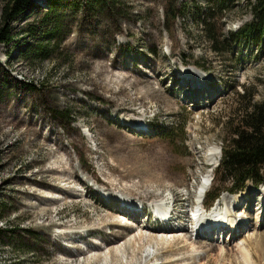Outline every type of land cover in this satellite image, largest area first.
<instances>
[{"label": "rangeland", "instance_id": "374dc122", "mask_svg": "<svg viewBox=\"0 0 264 264\" xmlns=\"http://www.w3.org/2000/svg\"><path fill=\"white\" fill-rule=\"evenodd\" d=\"M32 1L38 7L33 5L6 24L14 40L0 42V264H264L261 245L254 239L264 238L263 222L255 228L258 218L264 217V183L247 181L237 194L220 196L231 200L222 205V212L232 211L247 221V228L232 241L229 233L218 236V230L210 236L203 229L201 236L192 238L190 229L189 233L173 229L161 220L159 225L167 231L163 232L153 225V218L146 223L142 216L134 219L120 212L123 199L149 208L154 202L150 197L160 193L173 199L175 193L185 198L189 194L182 208L188 211L194 186L203 178L211 181L208 189L235 186L218 167L221 146L230 144V131L250 100L264 98V42L238 39L240 28L252 20L255 0H223L215 8L209 0H118L108 9L92 8L84 0L64 1L57 30L61 40L48 49L50 57L28 54L39 43V33H44L45 28L37 25L48 9L46 0ZM5 2L0 0V31ZM165 10L178 17L165 24ZM207 17L217 43L209 40L206 25L200 23ZM183 73H198L212 81L203 83L205 88L197 84L196 89ZM121 74L128 80L123 89L110 82ZM152 83L169 105L158 94L146 100L132 97L138 88L147 89ZM53 109L67 112L56 115ZM182 121L185 134L177 131L174 136L185 141L177 145L156 130L157 125ZM138 122L147 127L141 124L140 132L131 131V123ZM99 130L111 131L107 135L111 146L118 142L128 152L133 149L130 153L138 155L139 163L166 150L177 163L171 175H176L174 181L183 179V187L112 177L98 159L105 152L99 147ZM58 143L69 151L73 168L66 164V152ZM214 159L218 162L211 165ZM82 161L102 181L109 203ZM147 161L151 164L145 162L147 176L155 177L160 167ZM119 166L132 170V165ZM73 170L79 180L71 179ZM250 188L253 201L233 207L238 195ZM37 205L50 206L44 212ZM245 210L249 214L242 217ZM191 219H181L182 226L189 228ZM61 231L66 238L57 236ZM56 239L64 249L58 250ZM213 242L218 248L211 249ZM240 246L249 250L242 253Z\"/></svg>", "mask_w": 264, "mask_h": 264}, {"label": "trees", "instance_id": "16d2710c", "mask_svg": "<svg viewBox=\"0 0 264 264\" xmlns=\"http://www.w3.org/2000/svg\"><path fill=\"white\" fill-rule=\"evenodd\" d=\"M64 1L76 2V0H46V2H48V9L43 15H41L39 23L37 25V29L45 28V30L43 34L39 33L40 37L37 39L40 40L39 43L33 48L29 49L28 54L30 57L36 56L37 54H44L43 57H50V54L47 53L50 46H54L55 44L60 43L61 36L57 34V30L59 29L58 25L61 21V11L64 10V6L66 7V5L63 4ZM117 1L118 0H84L85 4H87L88 6H93L92 8L97 7L99 9L102 8L101 6L107 7L106 9L112 6L115 7L116 5L114 3ZM209 1L211 4H214L213 8L219 5H223V0ZM211 4H209L208 10H211L212 8ZM33 5L37 6V4L32 0H6L4 12L2 15L4 25L0 31V42L9 44L14 40L10 28L6 26V24L8 25L10 22L14 21L16 18L23 15L27 11L32 10ZM251 9L252 20L249 23H246L242 28H240L238 32V39H253L255 41L264 42V0H255L254 3H251ZM177 17L178 14H176L175 12L171 13L169 10H165V24H167L169 20H175ZM208 18L210 17L202 19L200 23L202 25H206L204 32L206 33V36L209 38V40L213 43H217L218 37L214 33L210 21H208L210 19ZM165 29L168 30L167 26ZM34 32L35 30L31 32V35H33ZM136 77L140 79L138 76ZM110 82L115 83L122 89L128 84V80L126 79V75L124 74L112 77L110 79ZM28 86L31 85L29 84ZM154 94L161 95L163 100H165V103H167L168 105L170 104V102L163 97L161 91L156 86H154L153 83L150 84L149 88L147 89L138 88L134 95H132V97L134 99L146 100V98L148 97L153 98ZM101 103L104 102L101 101ZM59 109H53L56 115L64 114L67 112V110ZM103 113L107 115V112ZM66 117L69 118L71 117V115H67ZM233 120H231V123L234 125ZM107 121L108 120H106V122ZM106 122L100 121V123H98L100 125H104ZM232 124H229L228 126L230 127L232 126ZM44 126L45 124H42L41 129H38L40 133L42 132ZM107 126H109L108 123ZM156 127L157 132L167 137L172 144L177 145L179 141H185L182 136H174L177 131L185 134L186 123L184 121L180 123L177 122L176 124L172 125H157ZM230 132L233 135V138L230 141L228 140V142H230L229 145L221 146L222 159L218 167L220 170H223L227 174L228 178L232 180L233 186H235L230 189H211L212 194L221 195L225 191L240 190L249 180L253 181V183H255L256 185H260L264 181V98L260 100L251 99L246 109H244L241 114L240 122L236 124L235 128L231 129ZM40 133L39 136H41ZM53 133L55 134L56 131H53ZM66 133L69 134L68 131H66ZM99 133L101 137H97L98 135H95L98 139L100 149L104 148L105 152L103 154H100L98 156V159L101 163H103L105 171L109 172L112 177H120L121 180L127 182L160 180L162 182L173 184L177 187H183L182 185L184 183V180L177 178V180L174 181L173 176L176 175H171L172 170L175 168L177 163H174V160L171 158L172 155L169 154L166 150L160 151L159 153H157V156L147 157V159L145 158L141 163H139L137 157L138 155L136 154V156L135 154L130 153L133 149H130V152H128L121 143L117 142L115 143V145L111 146L107 142V140L110 141L107 135L111 134V131H106L104 134L103 131L99 130ZM71 140L72 143L75 144V139ZM58 145L61 146V149L65 150L66 152V164L69 165L70 168H73V158L70 156L69 151L67 149H64L61 143H58ZM123 149H125L126 151H124ZM107 155L114 160V165H111V163L109 162V158H107ZM148 159L151 160L154 166L158 164L160 167L155 170V173L158 172V174H155V177L148 178L147 176V164H150L147 161ZM145 162H147V164ZM121 163H123L125 166L132 165L133 171L121 170L119 166ZM81 164L83 165L84 170L90 175L91 179L96 182L102 183V181L97 180L95 172L91 168H89L88 165L84 164L83 161ZM74 171L75 170H73L71 179L79 180L76 178L78 173L76 171L74 173ZM48 206L50 205H37L36 208L45 209ZM45 211L46 209L44 210V212ZM50 224H56V222H50ZM1 230L3 229H0V231ZM57 236L66 238L62 231L57 234ZM67 237L72 239V237L70 236ZM58 241L59 240L56 239L54 243L57 246L58 250H60L64 247L65 244L63 245ZM70 242L72 241L70 240Z\"/></svg>", "mask_w": 264, "mask_h": 264}, {"label": "bare ground", "instance_id": "6f19581e", "mask_svg": "<svg viewBox=\"0 0 264 264\" xmlns=\"http://www.w3.org/2000/svg\"><path fill=\"white\" fill-rule=\"evenodd\" d=\"M186 69H188V68H186ZM182 70V69H181ZM188 75H190V76H188ZM182 76L184 77V76H187V77H185V81H187L186 79H192L196 84H194L193 83V87L194 88H196V89H198V87H201V88H205V86H204V84L203 83H209V82H211L212 80H208L207 79V77L205 78V77H203L202 75H200V74H198L197 73V75H195L194 73H191V74H185V73H183L182 74ZM202 81V83H199L198 81ZM184 81V82H185ZM197 84H199V86L197 87ZM186 85V84H185ZM192 87V88H193ZM191 88V89H192ZM209 88V87H208ZM209 90V89H208ZM210 92V91H209ZM201 98V97H200ZM199 98V99H200ZM142 124V123H141ZM141 124H139V122L138 123H131V127H130V129H131V131H135V132H140L141 130H140V128H139V126L141 125ZM146 128V127H145ZM147 130V129H146ZM132 134V133H131ZM92 137V136H91ZM218 162V160L217 159H214V161L213 160H211L210 161V163H211V165H214V164H216ZM93 180V179H92ZM202 189L204 188L205 190V193H206V191L208 190V188H209V186L208 187H206V185L205 184H203L202 186ZM171 194V193H170ZM191 194V193H190ZM174 196V199H173V204H172V207H171V210H170V212H171V214H172V216L173 215H175V216H177V218L176 217H171L170 219H168L167 221H164V220H162L163 221V225H167V224H170V226L169 227H171V228H179V229H181V230H184V229H186L187 231V233H189V228L188 227H185L184 225L182 226V224H181V219H185V218H191V215L188 213V211H183L184 209H182V208H184V206H185V202L186 201H188L189 200V198H190V195L189 194H187V198H185L184 196H180L179 194H174L173 195ZM253 196H254V193L252 192V189L250 188V189H247L246 191H244L242 194H240V195H238V197L236 198V201L234 202L235 204H237V205H233V206H238V205H240V204H242V201H244V200H247V202H248V200H250V201H253ZM263 197H264V190H263ZM110 198V197H109ZM115 198V197H114ZM163 198H165V196L162 194V193H160L159 195H152L151 197H150V199H153L154 201H156V200H158V199H163ZM264 199V198H263ZM227 200V198H224V199H220L218 202H217V205H224L225 204V201ZM119 201V200H118ZM123 202L125 203V205H122V204H120V207H121V210H120V212H124V213H128L131 217H135L134 219H139L138 217L140 216H142L143 218H146V223L147 222H149V221H151V218H152V215L151 214H149L150 213V205L151 204H149V208H145V206H144V204L142 203V202H135V203H133V202H131L130 200H128V199H123ZM107 203H109L108 201H107ZM263 207H264V201H263ZM262 205H261V207H262ZM138 207H140V208H138ZM261 207H259V208H261ZM170 208V207H169ZM173 208V209H172ZM230 211V210H229ZM246 211V215H242V217H246V216H248V212L249 211H247V210H245ZM144 212H146V216H145V214H144ZM185 213V215H183L184 213ZM183 213V214H182ZM245 213V212H244ZM218 215H219V213H218ZM230 216H232V218H230V228H228V226L227 225H223L222 223H217V226H215V227H211L210 228V230L208 231V230H204V234H205V232L206 233H210V236L212 235H214L215 234V230L218 228V229H220L221 231H228V232H230L231 231V234H232V236H231V241L233 240V239H235L238 235H239V232L241 233V231L247 226V221H245L244 222V220L246 219H244V218H238V216H237V214H234V216H233V213H232V211L230 212V215H229V217ZM179 218V219H178ZM257 218H258V216H257ZM174 220L175 221H177V222H174ZM187 220V219H186ZM192 220V219H191ZM201 220H204V221H202V222H200V224L198 225V227H197V236L199 235L198 233H200L199 231H200V229H202L203 227H205V225L206 224H208V223H213L214 221H212V220H210L209 218H207L205 215H203L202 216V218H201ZM158 221V224L160 223V221L159 220H156V221H153V225L156 223ZM259 222H263V224H264V217L263 216H260V218H258V220L256 221V229H257V224L259 223ZM263 224H262V226H263ZM162 225V224H161ZM181 227H184V228H181ZM247 228V227H246ZM232 229H233V231H232ZM203 230V229H202ZM193 231H195L194 229H193ZM165 232H167V231H165ZM169 232V231H168ZM190 236V235H189ZM199 236H201V235H199ZM230 236V235H229ZM256 238H254L255 239V242H256V244H260L261 245V249H260V252L261 253H263L264 254V238H260V237H258V235H256L255 236ZM262 237H264L263 235H262ZM184 240V239H183ZM198 240H200V239H198ZM185 242V241H184ZM201 244L203 243V244H205L202 240H200L199 241ZM213 243H216V242H213ZM248 245H250V244H248ZM252 245V244H251ZM210 246H211V249H215V248H218V244L216 243L215 245H212V244H210ZM185 249H188L189 248V246L188 245H186L185 244ZM240 252H244V251H248L249 250V248H247V246H240L239 247V249H238ZM254 251V250H253ZM239 253V252H238ZM237 254V253H236ZM252 254V253H251ZM242 255V254H241ZM256 255L257 254H253V256L254 257H256ZM253 257V258H254ZM255 259V258H254Z\"/></svg>", "mask_w": 264, "mask_h": 264}]
</instances>
